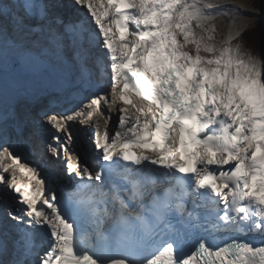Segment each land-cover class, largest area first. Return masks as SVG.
I'll return each instance as SVG.
<instances>
[{
    "label": "snow or ice",
    "instance_id": "6c2138e0",
    "mask_svg": "<svg viewBox=\"0 0 264 264\" xmlns=\"http://www.w3.org/2000/svg\"><path fill=\"white\" fill-rule=\"evenodd\" d=\"M257 17L264 0H0V264H264ZM52 74L98 91L43 112L47 151L65 158L46 180L17 151L18 109ZM73 123L93 131L95 169L70 152ZM62 177L76 186L61 201Z\"/></svg>",
    "mask_w": 264,
    "mask_h": 264
},
{
    "label": "bare ground",
    "instance_id": "6f19581e",
    "mask_svg": "<svg viewBox=\"0 0 264 264\" xmlns=\"http://www.w3.org/2000/svg\"><path fill=\"white\" fill-rule=\"evenodd\" d=\"M234 2L237 3H246L247 0H234ZM217 26L219 29V32L224 33L227 30V20L224 18H218L217 21ZM219 36L217 37V39L219 40ZM39 85V87H35ZM50 85V80L47 79V77L43 78V79H39V81L37 80V83L32 82L30 85L31 91L33 93V96L28 99L27 101H25L20 108V111L22 109L23 113H25V115L29 118L30 124H29V128H30V135L28 136L31 139V142L33 143V147L37 150L40 151L39 156L41 157V153H42V157L40 158L38 156V154H33V156L36 159H39V161L37 162V166L36 169L40 172H43L44 176H47V180H49L51 178V171L52 168L55 166L57 169H63V164L60 163V161L62 160H57L56 158L50 157L49 154H44L42 150H44V148L41 146V139L43 140V138L38 136V133L36 131H34V129H39L40 128V122H39V115H37V113L35 112L34 108L37 105L40 109V112L43 113L45 111H47L49 114L52 113H56V109L55 107H51L49 104L50 98H52L53 96L50 97H45L46 98V102L43 101H36L38 100L40 97H42V91L46 89L47 86ZM108 91H110V89H108ZM36 101V102H35ZM34 105H32V103H34ZM15 101L12 97L9 98V104H14ZM83 103H87L83 102ZM82 103H78L77 101H75L74 104L71 105V107L74 109L78 106H80ZM118 107V106H117ZM58 110V109H57ZM19 111V110H18ZM106 114L111 115V121L109 123V129H110V133H113V130H115L116 125L118 123V111L117 109H113V111H111V113L107 112V109H105ZM114 118H115V122H114ZM96 120H99V122L102 124L103 120L100 117H96ZM38 124L39 128H36L34 125ZM35 127L34 129H32V127ZM72 128L74 129L75 133L72 132L73 135V141H72V146L73 148L75 147L73 142L75 140V138L79 139L80 145L79 148H74L75 150L78 149L79 154L81 155L82 158V163L83 165H88L89 163H92V159H94L95 155L97 154V150L94 148L93 144L91 143V138L93 137V131L91 129L90 126H80V125H76V123L72 124ZM91 131L90 135L87 134V132ZM84 139L87 140V144H85V149H83L82 146V142L84 144ZM38 157V158H37ZM55 159V165H53V160ZM7 175V174H5ZM17 178L19 179L18 182L25 181V178H27L26 176H24V174L20 173L19 170H17ZM69 179V178H68ZM65 178H60L58 180H56L54 183H51L49 186L52 187L54 190H57V188L59 187V183L65 181ZM2 187V186H1ZM13 195L10 193V196ZM13 201V200H12Z\"/></svg>",
    "mask_w": 264,
    "mask_h": 264
},
{
    "label": "trees",
    "instance_id": "16d2710c",
    "mask_svg": "<svg viewBox=\"0 0 264 264\" xmlns=\"http://www.w3.org/2000/svg\"><path fill=\"white\" fill-rule=\"evenodd\" d=\"M248 34H246L247 36ZM252 42L257 46H264V19L263 22L257 23V26L254 28L252 32Z\"/></svg>",
    "mask_w": 264,
    "mask_h": 264
},
{
    "label": "rangeland",
    "instance_id": "374dc122",
    "mask_svg": "<svg viewBox=\"0 0 264 264\" xmlns=\"http://www.w3.org/2000/svg\"><path fill=\"white\" fill-rule=\"evenodd\" d=\"M263 19H264V17H257V23H261V22H263ZM35 87H39V85H37V86H35ZM36 101H38V102H40V101H43V102H46L47 100H46V98L45 97H40L38 100H36ZM35 101V102H36ZM49 101V100H48ZM86 101V100H85ZM84 101V102H85ZM35 102L33 103V105L35 104ZM58 109V108H57ZM56 109V113H58V111H59V109L57 110ZM19 111H20V108L18 109ZM34 110H35V112L37 113V115H39V117L42 115V113L40 112V109H39V107L36 105L35 106V108H34ZM21 111H22V109H21ZM113 111V110H112ZM23 112V111H22ZM114 122H115V118H114ZM78 123H76V125H77ZM78 125H80V124H78ZM36 128H39L38 126V124H35L34 125ZM81 126V125H80ZM34 127V128H35ZM80 142H81V140L80 141H78V144L80 145ZM85 144H87V141L84 139V144H83V142H82V146H83V149H85Z\"/></svg>",
    "mask_w": 264,
    "mask_h": 264
}]
</instances>
